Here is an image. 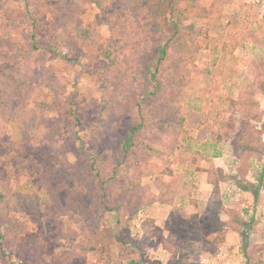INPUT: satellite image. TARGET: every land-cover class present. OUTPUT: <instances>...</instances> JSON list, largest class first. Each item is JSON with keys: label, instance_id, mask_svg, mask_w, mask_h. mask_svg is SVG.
I'll use <instances>...</instances> for the list:
<instances>
[{"label": "rangeland", "instance_id": "obj_1", "mask_svg": "<svg viewBox=\"0 0 264 264\" xmlns=\"http://www.w3.org/2000/svg\"><path fill=\"white\" fill-rule=\"evenodd\" d=\"M179 9L201 29L181 61L123 0H0V183L32 208L0 211V264L264 262V0ZM64 21L97 41L72 54ZM174 94L183 144L158 157L169 126L151 110ZM138 106L154 120L128 144ZM216 151L228 168L194 166Z\"/></svg>", "mask_w": 264, "mask_h": 264}, {"label": "trees", "instance_id": "obj_2", "mask_svg": "<svg viewBox=\"0 0 264 264\" xmlns=\"http://www.w3.org/2000/svg\"><path fill=\"white\" fill-rule=\"evenodd\" d=\"M127 3L129 11L133 14L131 18L133 25L136 30L139 31L138 36L146 37L148 35L160 34L166 39L165 47L160 48L162 60L167 54L165 48L168 46L171 52L174 51V58L181 61L188 56V50L190 49V43L193 42L192 38L201 29L199 27L188 26L184 29H179L177 24H182L188 16L184 11L179 9V4L183 1L190 2V6L193 7L197 4V0H123ZM146 8L149 12V21L147 24H142L140 21L141 11ZM172 20L175 25V30L167 35L165 34L164 25ZM55 42L64 48H67L72 54H76L86 47L91 46L97 41L95 29L82 26L81 24L71 21H64L61 26L56 29L53 33ZM34 35L31 40H34ZM34 48L37 49V45L34 44ZM113 92H109L111 95ZM170 96V95H169ZM177 94L170 96L167 102L172 104L171 107L167 108L160 106L159 108L152 109L154 112L156 120L165 122L169 126L168 139L166 142L160 146L149 145L152 150V155H164L167 157L173 156L179 147L178 143L181 138L182 129L185 123L184 117L181 116L177 100L175 97ZM172 100V101H171ZM174 101V102H173ZM138 116L140 117V122L137 126L131 128V136L127 139V143L131 144L133 141V136L142 131V129L148 126L147 121L150 119L154 120V117L143 111L141 106H138ZM170 138V139H169ZM30 197H23L16 193H13L8 185L0 183V211L3 212H27L30 209L29 203H26ZM7 215V214H6ZM11 219V218H10ZM2 223V219H0ZM31 241V240H30ZM29 244V243H28ZM36 246V244L34 245ZM32 246V247H34ZM38 250V249H37ZM260 264V263H259ZM261 264H264L262 262Z\"/></svg>", "mask_w": 264, "mask_h": 264}, {"label": "crops", "instance_id": "obj_3", "mask_svg": "<svg viewBox=\"0 0 264 264\" xmlns=\"http://www.w3.org/2000/svg\"><path fill=\"white\" fill-rule=\"evenodd\" d=\"M182 141H183V139H182ZM182 142H181V144L179 145V147H178V149L176 150V152H175V154L177 153V151L180 149V147L182 146ZM233 153V152H232ZM174 154V155H175ZM224 156V155H223ZM222 156V154L221 153H217V151L215 152V155H214V157L210 160V159H200L199 160V162L196 164V165H194V166H199V167H201V168H206L207 166H209L208 164H209V162L208 161H210V164H215V168H228V165L226 164V161H225V157L226 156H224L223 157ZM208 160V161H207ZM221 162V165H217L218 163H220ZM184 203V202H183ZM183 203H180V204H174V206L173 205H171V204H162V205H160V207H162V208H159L158 209V211L157 210H155V213H158V214H160V215H162V214H166L167 213V218L170 216V214L171 213H173V211L175 210L174 208L175 207H182V204ZM188 204H189V206L190 207H192L193 209H195L196 208V206L193 204V203H190V202H188ZM158 216V215H157Z\"/></svg>", "mask_w": 264, "mask_h": 264}]
</instances>
